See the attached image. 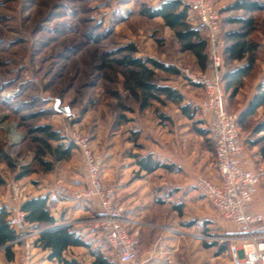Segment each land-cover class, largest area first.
<instances>
[{"label": "rangeland", "instance_id": "1", "mask_svg": "<svg viewBox=\"0 0 264 264\" xmlns=\"http://www.w3.org/2000/svg\"><path fill=\"white\" fill-rule=\"evenodd\" d=\"M161 1L0 0V176L5 182L0 186V207L8 208L13 185L19 187L23 200L37 192H46L49 198L55 195L49 208L64 201L58 210L54 209L57 223L69 225L87 244L69 248L64 255L76 256L81 264H97L99 254L118 263L111 259L108 244L91 220L98 214L95 205L72 197L73 191L83 185L78 153L55 162L51 171H44L34 159L36 144L32 138L36 134L29 131L36 125L49 124L66 139L70 130L81 131L96 151L105 154L106 169L113 170L112 180L127 174L128 183L140 178L147 181L155 195L153 208L143 220L152 221L144 224L145 233L139 237L143 246L155 241L159 263L230 264L228 255L214 258V250L219 246L208 249L207 243L228 248L229 241L216 237L236 233L234 224L224 219L195 186H180L181 176L173 175L165 167L143 172L134 157L150 154L156 161L175 168L170 164L171 141L161 131L171 133L177 129L189 132V144L197 157L207 160V164L214 163L206 120L200 113V102L193 100L201 97V85L190 78L202 73L197 60L190 52L181 50L174 31L162 18L140 13L141 9ZM214 1L219 8L223 38L226 30L239 26L229 23L228 18L242 16L244 12L226 10L236 0ZM253 17L256 27L250 38L259 44L255 65L244 77L235 97L224 88L227 111L237 115L257 90L258 83L264 80V10L255 12ZM127 43L136 45V56H150L179 70L178 74L157 71L158 82L177 86L179 89L174 88L183 92L182 104L197 108L193 119L183 115L179 105L170 101L164 105L154 102L152 107L139 110L122 89V67L114 64L100 67L105 53H109L108 61L119 57L114 51ZM240 63L223 60V71L232 70ZM56 99L69 107V115L55 110ZM119 103L131 109L124 110ZM32 113L36 116L30 117ZM164 115L168 119L162 118ZM262 120L264 107L240 127L247 166L261 173L250 208L254 212L264 211V158L260 155L261 143H256L264 133L253 131ZM197 128L206 130L207 134L201 135ZM211 168L214 171L213 164ZM23 170L29 173L19 178ZM199 176L213 175L201 170L195 172L194 178ZM110 184L115 185L112 181ZM124 194L119 195L120 200L138 196L137 190ZM141 256L147 258V263L152 259L147 252ZM0 264H8L3 248H0ZM47 264L59 263L52 260Z\"/></svg>", "mask_w": 264, "mask_h": 264}, {"label": "built area", "instance_id": "2", "mask_svg": "<svg viewBox=\"0 0 264 264\" xmlns=\"http://www.w3.org/2000/svg\"><path fill=\"white\" fill-rule=\"evenodd\" d=\"M180 1L189 7L192 28L204 34L209 47L208 69L190 78L199 83L204 92L199 110L206 120L208 138L214 149L218 180L199 176L194 186L236 228L234 234L216 237L229 241L230 264H264V211L250 209L261 173L247 166L237 114L228 112L225 105L222 81L225 41L220 37L219 8L214 0ZM67 139L76 148L83 174V185L73 191L72 197L95 205L98 214L91 220L118 264H147V258L138 252V231L129 229L132 221L117 202L114 186L103 181L105 154L96 151L89 137L77 129L70 130ZM11 190L8 224L15 238L8 245L18 248L16 264H36V249L40 248L38 237L43 229L27 222L26 213L21 209L23 199L19 187L13 185Z\"/></svg>", "mask_w": 264, "mask_h": 264}, {"label": "trees", "instance_id": "3", "mask_svg": "<svg viewBox=\"0 0 264 264\" xmlns=\"http://www.w3.org/2000/svg\"><path fill=\"white\" fill-rule=\"evenodd\" d=\"M226 10H242L244 12L242 16L228 18L229 23H236L239 26L223 33L225 41L222 50L223 60L243 62V65L232 70H224L222 73L224 88L230 91L231 97H235L244 77L250 73L256 62L259 44L250 36L256 27L253 14L264 10V2L236 0ZM140 11L143 16L149 18H162L164 24L174 31L176 40L180 42L181 50L190 52L196 58L201 72L208 69V42L204 34L192 28L193 20L186 4L180 0H162L156 6H147ZM93 39L98 40L99 38L94 37ZM137 52L138 49L133 43L124 44L114 51L115 54L120 55L119 57L108 61L106 58L109 53H105L100 67L104 68L112 64L122 67V89L128 97L135 101L139 110L152 107L154 102L164 105L165 101H170L179 105L183 115L193 119L197 113V108L192 107L189 103L182 104L185 98L179 90L158 82L157 71L178 74L179 70L173 65L165 64L150 56H136ZM113 94L120 97L116 92ZM119 105L124 110L131 109L125 104L119 103ZM261 107H264V80L258 83L256 92L237 115L238 128L244 126L246 120ZM34 116L36 113L30 115V117ZM164 117L165 115L162 116V118ZM29 131L31 134H36L32 138L36 144L34 159L44 171H51L55 162L70 158L73 152L77 153L74 144L49 124L36 125ZM197 131L202 135L207 134V131L201 128H197ZM253 131L257 134L264 133V120L258 122ZM256 143H261L260 155L264 158V134L259 136ZM45 157L48 158L45 159ZM134 157L137 159L139 168L147 173H151L159 167L171 168L170 165L160 164L150 154L145 156L134 155ZM28 173L29 170H23L18 177L22 178ZM4 183V179L0 176V186ZM21 209L26 213V220L30 225L47 227L40 232L38 242L42 250L49 252L48 259L56 260L59 264H80L75 259H67L64 252L69 247L87 246V244L69 225L55 226L57 219L48 209V197L46 195L25 199L21 204ZM8 216L7 207H0V248H3L5 257L12 260L14 252L8 243L15 238V233L8 224ZM109 249L113 260L111 248L109 247ZM97 264L115 263L108 261L106 257L99 254L97 255Z\"/></svg>", "mask_w": 264, "mask_h": 264}, {"label": "crops", "instance_id": "4", "mask_svg": "<svg viewBox=\"0 0 264 264\" xmlns=\"http://www.w3.org/2000/svg\"><path fill=\"white\" fill-rule=\"evenodd\" d=\"M178 43L180 44V42H178ZM241 65H243V62L238 64L235 68H237L238 66H241ZM172 87L173 88L176 87L177 89H179L177 86H172ZM199 88L201 90V97L194 98L193 100L195 103L201 102L203 100V97H204V92H203L202 87H199ZM181 93H183V92L181 91ZM184 98H185V96H184ZM164 119H168V117L165 115ZM172 131L173 132H171V133H167L166 130H162L161 134L165 135V137H167L168 140L171 141V144L173 147V153H172V159L170 160L172 163H170V164L174 165L175 168L171 167L169 170L173 171V175H179V177L180 176L182 177L181 178L182 183H180V186H183V187L194 186V182H195V178H196V177L194 178L195 172H199L201 170L203 172H208L210 175H213V176L209 177L210 179L218 180V175H217L215 166H214V171L211 168L212 164L214 165V163L211 161L207 164V160H205L204 158H199L196 156L195 149H193L189 144V139H190L189 132H187V134H186V132H179L177 129H174ZM184 135H187V136H184ZM207 136H208V134H207ZM191 140H192V138H191ZM162 155H163V157H168L167 155H164V154H162ZM213 160H214V158H213ZM157 161L160 162V164H163L160 160H157ZM167 165H169V163ZM160 168L161 167H159L158 169H160ZM158 169H156V170H158ZM141 171L145 172L144 170H141ZM102 174H103V181L106 184L111 185L110 184L111 181L113 183H115L114 188H115L116 194H117V202L121 205L126 204V206L124 205V207L126 209L124 212V215L129 220L132 221L131 225H129V229L131 231H134V230L138 231V233L141 236L142 233H145L144 232L145 231V225L144 224L149 223V221L150 222L152 221V220H147V221L145 220L144 221L143 217L147 216L151 212V208H153L151 204H152L153 199H154V195H155L154 192L150 191L149 186L147 185V181L143 180L142 178L135 179L134 181L128 183L129 178H127V174H124V177H122L121 179L116 180V181L112 180L113 179V177H112L113 170L112 169H106V163H104V165H103ZM140 175L143 176L144 174L141 173ZM106 177H108L107 178L108 182L106 181ZM136 190H137V194H138L137 198H135V196H132V197H127L124 200H120L119 195H121L123 193H125L124 195H126V193H130V191H136ZM117 191L120 192V194ZM38 195L44 196V195H46V192H40V193L37 192V193L32 194L30 196L24 197V200L29 198V197H34V196H38ZM54 198H55L54 194H51L50 198L48 197V209H49L50 213L57 219V222H58L59 220L55 216L56 215L55 211L58 210L59 206L65 202L64 201H62V202L58 201L55 208L54 207L49 208V205L51 206V202ZM200 201L201 200H199V202ZM54 209H56V210H54ZM55 225L59 226V225H65V224H58L57 223ZM153 226H156V224H153ZM36 227L40 228V229L47 228L44 226H35V228ZM155 244L156 243L154 241L149 246H143L142 240L138 236V252H139V255H143L146 252H147V254L152 255V259L150 261H148L147 264H162V263H159V261L157 260V255H158L159 251H157L154 248ZM215 246H217V247L219 246V248L217 250H214V252H216V255L214 256V258L220 259V258H223L224 255H228L229 263H230V256L228 253V248H226V246L215 244V242H213V244L207 243L208 249L215 248ZM146 247H147V249H146ZM69 248H74V247H69ZM11 249L14 252V257L12 260H8L5 257L6 262L8 264H14L16 262V255L18 252V248L13 246V247H11ZM48 253H49L48 251H44L41 248L36 249V255H37L36 264L51 263L52 260L48 259ZM65 257L67 259H75L76 261H78L80 263V261L77 259L76 256H71V257L65 256ZM54 261H56V260H54Z\"/></svg>", "mask_w": 264, "mask_h": 264}, {"label": "water", "instance_id": "5", "mask_svg": "<svg viewBox=\"0 0 264 264\" xmlns=\"http://www.w3.org/2000/svg\"><path fill=\"white\" fill-rule=\"evenodd\" d=\"M54 108L59 113H64L66 115H69L71 113L69 107L68 106H64V105H61V101L59 99H56L55 100ZM55 226H58V225H55Z\"/></svg>", "mask_w": 264, "mask_h": 264}]
</instances>
